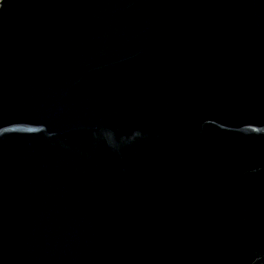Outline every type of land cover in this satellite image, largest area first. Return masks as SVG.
<instances>
[{
    "label": "water",
    "instance_id": "95a60500",
    "mask_svg": "<svg viewBox=\"0 0 264 264\" xmlns=\"http://www.w3.org/2000/svg\"><path fill=\"white\" fill-rule=\"evenodd\" d=\"M0 264H264V0H0Z\"/></svg>",
    "mask_w": 264,
    "mask_h": 264
}]
</instances>
